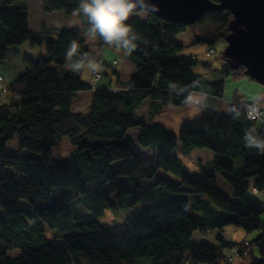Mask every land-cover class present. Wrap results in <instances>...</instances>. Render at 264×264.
Segmentation results:
<instances>
[{
  "label": "trees",
  "instance_id": "obj_1",
  "mask_svg": "<svg viewBox=\"0 0 264 264\" xmlns=\"http://www.w3.org/2000/svg\"><path fill=\"white\" fill-rule=\"evenodd\" d=\"M42 4L47 14L71 16L79 0ZM232 19L228 10L208 12L191 27L154 15L145 21L132 18L141 36L140 50L128 58L134 75L120 87L109 81L98 88L94 83L102 74L89 84L64 67L73 40L89 53L83 36L86 19L79 17L81 27H64L55 41L44 44L45 25L40 33L32 30L28 0H0V64L27 42L46 52L26 58L23 72L13 81L0 82L5 96L0 97V264H233L235 247L238 257L264 264V203L257 197L264 194V155L243 142L244 132L252 127L264 136V121L249 119L241 102H233L226 114L184 124L178 138L165 125L149 121L164 107H180L201 92L207 100L223 98L224 78L244 76L224 56L218 71L197 55H182L185 45L177 39L192 30L193 44L212 50L218 40L226 41ZM98 41L96 57L107 65L105 53L116 52ZM118 61L115 57L108 65L117 81ZM198 66L215 73L216 79L197 74ZM172 83L183 91H170ZM81 92H93L85 114L73 110ZM147 100L151 112L144 117L138 111ZM135 130L137 142L128 138ZM15 138L29 155L7 154ZM65 138L74 147L70 168L53 156ZM178 141L181 158L174 156ZM196 150L214 155L212 161L198 159L200 177L190 174L182 160ZM147 151L154 156L144 157ZM116 162H122V169L114 174ZM158 174L155 183L143 186ZM115 196L117 203H112ZM23 201L29 208L21 206ZM76 201L87 204L86 212L72 214L69 205ZM124 210L133 215L121 225V233L112 234L101 220L108 211ZM228 227L255 238L229 242L224 237ZM196 233L213 236L216 244H195ZM14 252L19 255L12 257Z\"/></svg>",
  "mask_w": 264,
  "mask_h": 264
},
{
  "label": "rangeland",
  "instance_id": "obj_2",
  "mask_svg": "<svg viewBox=\"0 0 264 264\" xmlns=\"http://www.w3.org/2000/svg\"><path fill=\"white\" fill-rule=\"evenodd\" d=\"M29 3V22L31 24V28L35 29L36 31H42L43 25H45L46 32L43 33L42 38L44 40V44L47 41H55L58 37V34L61 30L58 28H62V25L65 24L64 29H72L77 26H80V20L79 17L76 14L73 15H66L62 14L61 19L60 16H58L57 13L54 14H47L43 10V4L42 0H28ZM141 20L145 21L147 17H138ZM83 36L85 37V33H83ZM86 39V45L89 48V54H94L95 56L99 55V41L98 39L93 41ZM178 41L180 43H183L185 45V49L182 53L184 56H198L200 60L203 62H210L214 69H217L218 71L224 64L222 57L224 54V51L227 47V42L224 39L218 40L215 47H213L214 54H210L212 51L211 48L207 44H193V31L188 30L185 33H182L178 36ZM46 52L45 50H41L38 47H32L30 42L25 43L23 46H21L18 49H13L9 52V58L10 61L7 63H3L0 65V75L4 79L6 85L8 82H11L15 79L16 74L22 73L24 66H25V59L28 57L33 58H40L41 56H45ZM119 57V64L121 65L122 61L124 59H121V57L117 53L109 52L107 51L104 55V59L107 62V65H104L103 71L101 74L103 75V78L94 83L95 86H98V88L107 86V81H110V78L114 79V83H117V75L111 71V69L108 67V65L112 62L114 58ZM12 58V59H11ZM14 58V59H13ZM117 64V66L119 65ZM124 66V65H123ZM121 68L122 72L127 76L130 74V71H127L125 67ZM52 68H57L56 64L53 63L51 65ZM195 72L197 74L202 75L207 80L212 81L216 79V74L211 73L207 70H205L202 66H198L195 69ZM107 74L111 76L110 78L107 77ZM244 75V73H243ZM82 80L87 83L93 82V75L91 74H83L81 75ZM225 80V91L223 98L220 99H213V100H205V106L201 110L198 105L201 104L202 98L199 95L193 96L194 98H191L188 102H186L184 105L180 107H164L162 111L158 114H155L154 116L149 117V121L157 124L165 125L168 130L176 137L178 138L179 132L184 124L186 123H192L200 118L210 117L214 116L215 114H226L233 102H241V103H251L256 104L259 109L264 113V108H262L260 105L264 103V88L257 82L251 81L244 76L241 78L240 76L235 77L233 74L226 76L224 78ZM95 81V80H94ZM7 82V83H6ZM109 84V83H108ZM90 98L91 95L89 93H81L77 97V106L76 110L77 113L83 111L87 113L89 111L90 107ZM151 101L147 100L143 103L141 108L139 109L138 113L140 115H143L144 117H148L150 115L151 109ZM195 114L194 113H197ZM262 121V120H261ZM263 122V121H262ZM128 138L132 140L133 142H137L138 140V131H131L128 135ZM6 152L8 155H15V156H27L30 154L27 150H21L19 147L18 139L15 138L14 140L10 141L7 145ZM74 147L72 146L70 140L68 138H65L62 140V142L59 143L56 148L53 150V156L54 159L57 162L65 163L68 168L71 167V160L70 156L73 151ZM113 152V151H112ZM207 150H196L195 153L189 155V156H182V160L185 164V167L187 171L192 174L194 177H200L202 171L198 167V159L203 158L205 161L209 160V156L206 153ZM209 153V152H208ZM157 154V152L155 153ZM182 155V145L178 141V146L176 147L174 151L175 157H180ZM144 157H151L154 156V152H143ZM122 169V162H116L113 165V173L117 174ZM159 178H161V174H158L153 180L145 181L143 183L144 187H147L153 183H155ZM250 192H254L252 189ZM262 199L264 200V194H261ZM112 203H117V197H111L110 198ZM21 206L25 208H29V204L26 201H23ZM87 204L83 201H76L74 204H70L69 208L72 212V214L77 213H84L87 210ZM133 215V212L131 211H119V212H111L108 211L106 214V217H104L101 222L106 224L109 228V231L112 234L121 233L123 228L122 224L125 222V220ZM264 218V215H263ZM230 229V230H229ZM225 231L224 235L232 241V232L235 231L234 228H229ZM232 229V230H231ZM243 236V237H242ZM254 235H249L243 230H240L239 236H236V242L241 244L246 239L252 240L254 239ZM202 240H206L209 244H216L214 241L213 236H207L206 238L201 236L200 234L196 233L193 241L195 244L200 245ZM237 253V254H235ZM232 254L236 255V264H250V258L246 256H239L238 257V247H235V252H232ZM19 255V252H14L12 254V257H17ZM189 254H186V257H188Z\"/></svg>",
  "mask_w": 264,
  "mask_h": 264
},
{
  "label": "clouds",
  "instance_id": "obj_3",
  "mask_svg": "<svg viewBox=\"0 0 264 264\" xmlns=\"http://www.w3.org/2000/svg\"><path fill=\"white\" fill-rule=\"evenodd\" d=\"M158 11L154 0H79L75 14L86 19L85 38L102 40L124 59L130 58L141 48V36L134 30L130 20L134 17H147ZM64 67L73 74L98 76L104 65L94 54L82 51L79 41L73 40L65 51ZM168 87L170 91L177 93L183 91L174 83ZM198 95L202 98L201 104L198 105L202 110L206 94L201 92ZM243 142L247 149L264 155V136L260 135L256 128L252 127L244 132Z\"/></svg>",
  "mask_w": 264,
  "mask_h": 264
},
{
  "label": "water",
  "instance_id": "obj_4",
  "mask_svg": "<svg viewBox=\"0 0 264 264\" xmlns=\"http://www.w3.org/2000/svg\"><path fill=\"white\" fill-rule=\"evenodd\" d=\"M159 11L155 17L191 27L208 12L228 10L233 19L229 25L227 47L223 56L233 70L264 88V0H154Z\"/></svg>",
  "mask_w": 264,
  "mask_h": 264
},
{
  "label": "crops",
  "instance_id": "obj_5",
  "mask_svg": "<svg viewBox=\"0 0 264 264\" xmlns=\"http://www.w3.org/2000/svg\"><path fill=\"white\" fill-rule=\"evenodd\" d=\"M29 11H30V9H29ZM58 14V16H60V19H61V16H62V14H60V13H57ZM30 26H31V24H30ZM65 27V24H63L62 25V28H58L59 30H61V29H63ZM33 31H35V32H38V33H40L41 31H36L35 29H32ZM104 61H106V60H104ZM118 63H119V61H118ZM0 65H2V64H0ZM124 65V66H123ZM119 67L121 66V68H122V66L123 67H125V69L127 70V71H130V74L129 75H125L123 72H122V69H120V71H119V79H118V81H117V83L115 84L114 83V79H112V80H110V82L112 83V85H113V87H120V86H122V84H120V83H127V82H130L131 81V79H132V77H133V75H134V66H133V64L129 61V59L128 58H124V60L122 61V63H121V65L119 64L118 65ZM1 68V67H0ZM6 81V80H5ZM109 81H107V83H108ZM93 83V82H92ZM118 83H119V85H118ZM81 93H89L90 95H91V98H90V104H91V99H92V97H93V92H81ZM81 93H78L77 95H76V98H75V100H74V102H73V110H74V112L75 113H77V110H76V106H77V104H76V102H77V97H78V95L79 94H81ZM195 95H198V94H195ZM194 95V96H195ZM194 98V97H193ZM262 108H264V103H262L261 105H260ZM79 113H84L83 111H81V112H79ZM207 154H208V156L210 157L209 158V160H207V161H212L213 160V158H214V155L212 154V153H208V152H206ZM201 159H203V158H201ZM204 160V159H203ZM258 197V199H259V201L262 203H264V200L262 199V197H261V195H258L257 196ZM229 228H232V227H228V228H226V230L227 229H229ZM225 230V231H226ZM230 230V229H229ZM232 230V229H231ZM225 233V232H224ZM239 234H240V231H238V230H236L235 229V231L234 232H232V241H234V242H236L237 240L235 239L236 238V236L238 235L239 236ZM224 237L226 238V240L227 241H229L230 242V240L224 235ZM243 237V236H242ZM204 240H202L201 242H203ZM245 241H247V239L245 240ZM236 243H238V242H236ZM232 252H235V249H233L232 251H231V258H233V256H235L236 257V253L235 254H232ZM237 263V260L236 259H234V263L233 264H236Z\"/></svg>",
  "mask_w": 264,
  "mask_h": 264
},
{
  "label": "built area",
  "instance_id": "obj_6",
  "mask_svg": "<svg viewBox=\"0 0 264 264\" xmlns=\"http://www.w3.org/2000/svg\"><path fill=\"white\" fill-rule=\"evenodd\" d=\"M210 54H214V52L211 51ZM114 65H117V63L115 62ZM99 77H100L99 75L96 76L97 79H99ZM2 81H3V78L0 75V82ZM3 94H6L5 91H3ZM0 97L4 98L5 96L0 94ZM243 107L246 109L249 119L264 121V113L259 109L257 105L245 103Z\"/></svg>",
  "mask_w": 264,
  "mask_h": 264
}]
</instances>
